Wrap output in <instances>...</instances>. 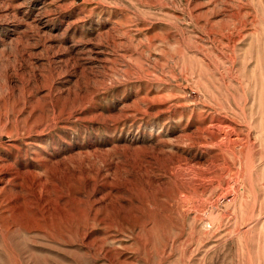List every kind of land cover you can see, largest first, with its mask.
<instances>
[{"label": "rangeland", "instance_id": "1", "mask_svg": "<svg viewBox=\"0 0 264 264\" xmlns=\"http://www.w3.org/2000/svg\"><path fill=\"white\" fill-rule=\"evenodd\" d=\"M0 264H264V0H0Z\"/></svg>", "mask_w": 264, "mask_h": 264}]
</instances>
